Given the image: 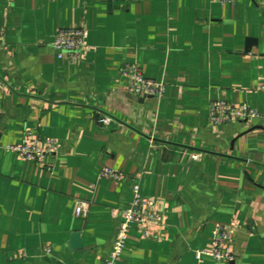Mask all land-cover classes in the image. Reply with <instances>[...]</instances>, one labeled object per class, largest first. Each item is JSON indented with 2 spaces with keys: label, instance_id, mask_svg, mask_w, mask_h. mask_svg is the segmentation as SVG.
I'll use <instances>...</instances> for the list:
<instances>
[{
  "label": "crops",
  "instance_id": "0c3cea01",
  "mask_svg": "<svg viewBox=\"0 0 264 264\" xmlns=\"http://www.w3.org/2000/svg\"><path fill=\"white\" fill-rule=\"evenodd\" d=\"M65 28L86 32L77 62L53 46ZM0 30V264H107L137 183L162 221L115 264H264V0H0ZM128 64L162 97L130 94ZM217 99L260 116L214 125ZM28 133L58 151L5 149ZM220 224L234 260L199 261Z\"/></svg>",
  "mask_w": 264,
  "mask_h": 264
},
{
  "label": "built area",
  "instance_id": "2783aa9c",
  "mask_svg": "<svg viewBox=\"0 0 264 264\" xmlns=\"http://www.w3.org/2000/svg\"><path fill=\"white\" fill-rule=\"evenodd\" d=\"M85 30L83 28L61 29L54 38L53 46L58 52L59 58H68L71 62H77L85 51ZM4 44V31L0 30V46ZM122 73L128 78V92L135 96L162 97L164 85L156 80L145 77L142 70L135 64H128L122 68ZM1 85V84H0ZM264 90V86H262ZM210 120L214 125H226L241 121H248L258 118L260 113L248 104L236 106L225 100H213L210 104ZM110 118L106 117L105 122ZM5 149L17 153L20 157L44 163L47 154L56 153L58 144L55 139L46 138L45 146L38 144L28 133L24 140L17 144H9ZM101 176L107 179L122 180L123 173L111 167H104ZM78 216L86 217L89 214V204L85 201H78L75 207ZM162 221V208L159 201L150 196L142 195L140 185L133 186V200L130 205L123 210V218L117 228L115 238L112 243L107 264H115L126 248L130 230L134 224L138 225L139 230L148 234V227L151 224H159ZM232 230L228 226L217 225L213 231V241L209 249L197 250L196 258L201 261L203 256H212L218 260L231 262L234 260L232 250ZM47 253L52 248H45Z\"/></svg>",
  "mask_w": 264,
  "mask_h": 264
},
{
  "label": "water",
  "instance_id": "95a60500",
  "mask_svg": "<svg viewBox=\"0 0 264 264\" xmlns=\"http://www.w3.org/2000/svg\"><path fill=\"white\" fill-rule=\"evenodd\" d=\"M72 245H73V247H76V248L82 247V242L80 239V235L78 233H76L72 236Z\"/></svg>",
  "mask_w": 264,
  "mask_h": 264
}]
</instances>
